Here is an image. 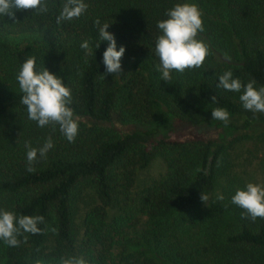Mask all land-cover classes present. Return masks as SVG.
Masks as SVG:
<instances>
[{
  "label": "trees",
  "instance_id": "1",
  "mask_svg": "<svg viewBox=\"0 0 264 264\" xmlns=\"http://www.w3.org/2000/svg\"><path fill=\"white\" fill-rule=\"evenodd\" d=\"M84 2V14L59 25L64 0H47L46 13L16 12L15 23L0 16V209L44 217L41 232L24 233L18 247L0 240V264H59L72 256L87 264H264V219H242L231 203L237 189L226 172L228 136L180 132L210 123L247 133L264 123V113L243 108L241 93L216 86L225 71L264 86V0ZM176 3L198 6L204 31L197 39L210 54L200 68L173 71L168 84L153 49L156 23ZM97 18L110 24L117 50L125 48L119 76L105 72L107 41L99 42ZM29 56L37 71L45 67L71 89L74 115L140 128L121 135L79 125L69 142L58 125L38 127L16 80ZM216 107L229 112V124L212 120ZM49 137L54 147L29 173L25 141L38 148ZM156 155L165 172L137 187L138 171Z\"/></svg>",
  "mask_w": 264,
  "mask_h": 264
},
{
  "label": "clouds",
  "instance_id": "2",
  "mask_svg": "<svg viewBox=\"0 0 264 264\" xmlns=\"http://www.w3.org/2000/svg\"><path fill=\"white\" fill-rule=\"evenodd\" d=\"M88 5L84 0H64L63 6L56 16L59 25L64 21L79 18L86 12ZM35 10L37 14L48 11L47 0H0V16H7L15 23V13L19 11ZM166 19L157 21L156 27L160 34L156 37L153 53L158 59L156 65L160 73V81L170 84L173 71L183 73L186 69H196L203 66L206 57L210 54L209 46L197 39L198 34L204 31L202 12L196 4L176 3L165 13ZM109 23L101 24L97 18L95 26L98 29L99 42L107 41V47L102 54V62L106 74L121 72V59L125 48L117 50L116 41L112 33L107 31ZM96 44V48L99 46ZM85 54L91 53L88 41L81 43ZM224 58H231L225 54ZM104 79V76L101 75ZM19 89L23 93L20 103L26 106L27 118L35 121L38 127L48 125L59 126L60 132L69 142H74L78 133V120L74 118L73 110L68 106L72 102L71 89L65 86L60 76H57L43 67L36 70V57L29 56L20 66L16 76ZM256 81L249 80L246 84L239 78H234L231 71H225L218 77L217 87L225 91L241 93L239 100L243 108L253 113H264V86L255 87ZM212 103H217L215 95L210 97ZM212 120L230 123L229 112L216 107L211 110ZM27 171H35L33 165L38 159H46L47 153L54 145L49 137L40 147H32L25 141ZM219 195L218 200H223ZM209 197L201 192L200 200L206 204ZM231 203L243 209L242 219L255 222L257 218L264 219V185L248 182L235 191ZM43 216H17L14 212L0 209V240L10 247H18V237L24 233L39 234V224L43 223ZM26 239V237H25ZM39 264V262H37ZM59 264H87L82 257H61Z\"/></svg>",
  "mask_w": 264,
  "mask_h": 264
},
{
  "label": "rangeland",
  "instance_id": "3",
  "mask_svg": "<svg viewBox=\"0 0 264 264\" xmlns=\"http://www.w3.org/2000/svg\"><path fill=\"white\" fill-rule=\"evenodd\" d=\"M74 118L78 120V126H99L121 135L140 128L138 125L123 124L116 120L111 123H98L87 117L74 115ZM180 132L184 138H190L197 134L204 138L228 136V168L226 172L231 176L235 188L242 189L248 182L264 185V123L257 125L256 131L247 133H231V131L216 128L210 123L202 128H180ZM164 172L165 162L156 155L148 165L138 171L137 187H144Z\"/></svg>",
  "mask_w": 264,
  "mask_h": 264
}]
</instances>
